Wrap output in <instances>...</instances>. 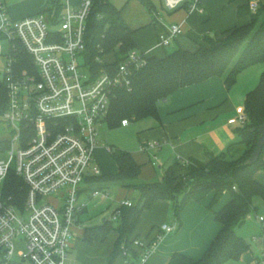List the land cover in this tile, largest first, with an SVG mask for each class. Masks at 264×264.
Masks as SVG:
<instances>
[{
    "label": "built area",
    "instance_id": "1",
    "mask_svg": "<svg viewBox=\"0 0 264 264\" xmlns=\"http://www.w3.org/2000/svg\"><path fill=\"white\" fill-rule=\"evenodd\" d=\"M186 2L190 9L201 8V0H164V5L173 10ZM63 3L58 16L46 9L14 19L7 0H0V55L7 52L2 79L8 93L0 118L15 131L6 138L9 147L0 151L9 154L0 160V264H66L74 228L89 200L110 195L107 189L82 185L91 182L88 176L103 172L96 157L97 123L106 121L115 90L131 89L134 71L147 60L135 49L117 66L93 72L85 43L93 0H81L78 8L68 0ZM249 5L252 11L259 8L256 0ZM181 32L180 24H172L159 43L169 45ZM246 118L244 111L239 120L244 123ZM129 124V118L122 119L121 125ZM159 146L155 139L141 143L145 151ZM105 148L113 149L109 144ZM12 168L26 186L24 199L21 192L5 191L4 180ZM132 204L122 199L110 219L117 221L119 207ZM163 228L171 231L176 225ZM17 242L25 245L18 251L20 259L15 257ZM134 245L143 248L144 262L149 245L141 239ZM252 264H264V247Z\"/></svg>",
    "mask_w": 264,
    "mask_h": 264
},
{
    "label": "trees",
    "instance_id": "2",
    "mask_svg": "<svg viewBox=\"0 0 264 264\" xmlns=\"http://www.w3.org/2000/svg\"><path fill=\"white\" fill-rule=\"evenodd\" d=\"M139 1L152 14L157 11L152 0ZM63 8V0H52L48 9L58 16ZM238 12L241 16H249L250 20L219 37L205 34L203 41L193 50L177 48L162 57L147 56L146 63L134 71L132 88L115 90L106 117L108 124H121L124 118H159L160 104L177 89L213 76L222 77L231 88L241 71L264 62V5L252 11L248 3L240 6ZM133 33L123 17V7H118L112 0H93L85 30L87 63L91 70L96 73L101 67L112 68L125 60L136 49ZM108 54H112L113 59L107 60L105 56ZM7 106L8 93L0 76V114ZM245 113L246 120L235 128L239 139L226 151L210 153L206 161L196 157H176L166 166L161 179L142 180V165L133 153L114 147L110 155L117 170L91 175L87 180L99 183L97 188L102 189L117 185L130 191L138 190L139 199H133L131 206L121 205L117 221L108 218L101 224L86 226L83 238L86 241L104 239L115 230L118 238L109 263L118 254H124L130 264H138L141 255L134 249V241L138 238L133 233L146 208L160 199L171 200L180 226L181 211L190 200L200 201L214 191L209 203L213 210L225 192H229L231 199L214 210L222 228L204 255L194 259L176 252L167 264H224L239 259L250 248V243L237 232V227L245 223L253 209L257 210L254 198L261 196L264 199V185L255 177L259 169H264V147L255 162H248L260 136V125L264 123V71L259 83L246 95ZM8 147V139L1 137L0 151ZM4 187L10 194L21 192L24 199L26 186L14 168L4 180Z\"/></svg>",
    "mask_w": 264,
    "mask_h": 264
},
{
    "label": "crops",
    "instance_id": "3",
    "mask_svg": "<svg viewBox=\"0 0 264 264\" xmlns=\"http://www.w3.org/2000/svg\"><path fill=\"white\" fill-rule=\"evenodd\" d=\"M152 1L157 9L154 14L139 0H125L122 6L114 3L123 7V17L134 30L136 49L147 56L162 57L168 51L165 48L167 45L159 43L160 35L168 33L172 24H180L182 27V32L171 40L173 48L193 50L203 41L205 34L219 37L233 27L247 23L250 17L241 16L238 9L252 0H201V8L190 9L189 3H184L173 10L165 7L164 0ZM256 1L259 6L264 5V0ZM68 2L73 8H78L81 0ZM7 3L10 15L14 19H20L48 9L52 0H7ZM246 69L238 74L237 81L231 88L219 76L181 87L160 104L159 118L144 119L139 132L140 148H131L135 159L142 165V179L163 177L164 172L160 174L157 167L165 170L176 157H196L206 161L210 153H222L239 139L235 128L241 124L239 116L245 111L246 95L253 89L251 87L257 79L256 74L254 77L250 73L243 75ZM154 139L160 141L159 147L148 151L141 149L143 141ZM105 144H98L96 148L100 166L102 159L98 157L97 151L100 148L107 151ZM255 177L264 185V169H259ZM106 189L110 195L90 199L87 209L80 216L79 224L74 228L68 256L73 258V264H130L124 254H118L109 263L118 238L117 231H110L104 239L86 241L83 238L85 227H82L81 220L83 214L89 212L90 206L95 208L107 199L116 201L118 205L124 198L133 200V191L127 188L115 187V191L112 188ZM213 196L214 191H211L200 201L190 200L181 211L180 226L171 200L160 199L146 208L133 233V236L145 243L151 242L147 259L139 263L167 264L176 252L200 259L222 228L221 222L215 218L214 210L220 209L231 199V194L225 192L212 210L209 203ZM106 219L108 217L104 221ZM260 223L263 228V237L257 245L261 246L260 253L249 242L250 248L239 259L229 260L224 264H252L261 255L264 247V219ZM164 225H176V229L167 231L163 228ZM237 232L251 240L244 234L242 225L237 227ZM134 249L140 255L143 252L136 245Z\"/></svg>",
    "mask_w": 264,
    "mask_h": 264
},
{
    "label": "rangeland",
    "instance_id": "4",
    "mask_svg": "<svg viewBox=\"0 0 264 264\" xmlns=\"http://www.w3.org/2000/svg\"><path fill=\"white\" fill-rule=\"evenodd\" d=\"M116 4L119 6H122V3L125 2V0H114ZM3 44L6 46V42L2 41ZM6 48V47H5ZM168 52H172L175 50L173 48V44L167 45L165 47ZM6 51L2 55H0V76L3 77L5 69H6ZM107 60L113 59L112 54H108L105 56ZM264 69V62H260L257 64H254L250 68L246 69L243 75H248L250 73L251 76H255L256 74V81H254V85H252L251 88H254L260 80V76L262 73V70ZM244 76H242L243 78ZM146 119V118H144ZM144 119H130V124L123 126L121 124L110 126L107 121H99L97 123L98 127V140L99 144L103 145V143L109 144L112 148H122L127 150H132L131 148H140V141H139V132L142 129L144 125ZM15 134V131L10 124V122L6 119L0 118V138L4 137H10ZM98 157L102 159L101 161V168L105 172H114L117 170V165L115 161L113 160L112 156L110 155V152L104 151L102 148H100L97 151ZM9 158V154L6 152H0V160H7ZM160 171V174L164 172V169L157 167ZM162 177H154L153 179L149 180H157L161 179ZM145 180V179H142ZM146 181V180H145ZM82 185H87L90 188H96L99 186V183L97 182H84ZM3 187V181H0V190ZM112 191H115V187H118L117 185H111ZM115 189V190H114ZM132 198L134 200L139 199V191L134 190L131 194ZM116 201H112V199H107L105 201H101V205H97V207L92 208L90 206L89 212L83 214L82 216V227L91 226V225H97L104 221L106 217L111 218L112 213L114 209L117 207ZM254 205L257 208L253 209L251 214L248 216L246 222L242 225V229L244 230V234L250 238L249 242L253 247H256L257 251H261V246H257L260 238L263 237V228L260 223V220L258 217L262 216L264 217V199L261 196H256L254 198ZM255 235V236H254ZM25 248L24 243L17 242L16 245V258H19L18 251ZM258 253V254H259ZM73 258L70 256L66 260V264H73Z\"/></svg>",
    "mask_w": 264,
    "mask_h": 264
},
{
    "label": "water",
    "instance_id": "5",
    "mask_svg": "<svg viewBox=\"0 0 264 264\" xmlns=\"http://www.w3.org/2000/svg\"><path fill=\"white\" fill-rule=\"evenodd\" d=\"M259 132H260V136L258 138L256 148L248 160V162H250V163L255 162L263 150V147H264V123H262L260 125Z\"/></svg>",
    "mask_w": 264,
    "mask_h": 264
}]
</instances>
